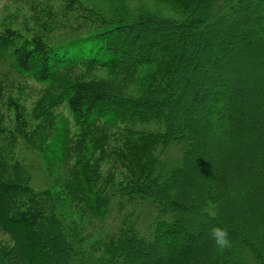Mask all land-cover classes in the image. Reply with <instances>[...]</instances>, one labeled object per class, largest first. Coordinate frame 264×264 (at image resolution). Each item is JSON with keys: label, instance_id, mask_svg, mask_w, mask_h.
I'll return each mask as SVG.
<instances>
[{"label": "trees", "instance_id": "16d2710c", "mask_svg": "<svg viewBox=\"0 0 264 264\" xmlns=\"http://www.w3.org/2000/svg\"><path fill=\"white\" fill-rule=\"evenodd\" d=\"M66 2L90 22L49 6L35 33L0 31V83L45 84L35 108L65 105L77 130L59 182L41 128L5 99L0 264H264V0ZM219 38L239 41L211 51ZM96 119L115 131L89 142Z\"/></svg>", "mask_w": 264, "mask_h": 264}, {"label": "rangeland", "instance_id": "374dc122", "mask_svg": "<svg viewBox=\"0 0 264 264\" xmlns=\"http://www.w3.org/2000/svg\"><path fill=\"white\" fill-rule=\"evenodd\" d=\"M47 3L48 5H46ZM66 4V0H24L23 4H21V1L14 4L10 0H0V31L5 28H10L22 36L35 33L38 27L37 17L40 15L45 17V13L42 10H45L49 6L52 12L62 19L63 23L70 21L69 24H66L68 26L72 24L75 26L83 25L85 21L90 22L91 16L89 17L86 11L74 6L73 9L68 10L65 8ZM37 14L40 15L37 16ZM238 41L239 39L230 42L219 38L212 43V48L210 49L213 51L223 44L231 46L234 43L237 45ZM238 43H240V47L244 45L248 50L255 51L259 48V46L254 45V39L252 37L241 39ZM207 47L209 48L210 46ZM241 52L240 49L232 52L234 54L231 56L232 62L230 63V68L238 66V61L242 60ZM207 72L208 68L201 66L194 74L196 78L200 79ZM195 83L197 82L195 81ZM46 89L45 84L35 83L30 78L23 77L22 75L17 77L14 85H10L8 82L2 80V83H0V124L6 127L12 126V110L5 105V99L12 98L23 107L27 122L30 125H38L41 128L43 136L47 139L48 154L51 156L50 174L58 179L59 182L64 180L65 183L67 179H70L69 174L72 171L71 164L74 162V157L71 152V147L76 140L77 130L72 123L71 116L65 105L54 107L51 115H49V110L44 109L43 106L37 107V109L35 108L39 96ZM250 91L251 93L253 92L251 89ZM238 101L242 102V98H239ZM246 103L251 107L257 104V100L253 98V101L250 99ZM182 105L185 113L190 110L186 102L183 101ZM233 106L235 112H240L241 109L239 107L238 109L236 108V102ZM94 122V128L89 135V142L96 137V133L99 131L107 135L115 131L113 130L114 127L109 131L103 125L102 120L96 119ZM0 241L3 243L7 242L6 237L1 232Z\"/></svg>", "mask_w": 264, "mask_h": 264}, {"label": "clouds", "instance_id": "9594fccd", "mask_svg": "<svg viewBox=\"0 0 264 264\" xmlns=\"http://www.w3.org/2000/svg\"><path fill=\"white\" fill-rule=\"evenodd\" d=\"M211 235L218 250H223L230 246L231 242L227 228L219 226L213 227Z\"/></svg>", "mask_w": 264, "mask_h": 264}]
</instances>
